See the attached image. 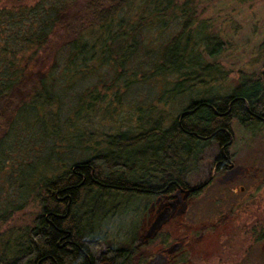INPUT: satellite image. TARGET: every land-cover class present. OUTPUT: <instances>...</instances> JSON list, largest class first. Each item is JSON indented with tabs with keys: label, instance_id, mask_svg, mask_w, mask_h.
Listing matches in <instances>:
<instances>
[{
	"label": "trees",
	"instance_id": "obj_1",
	"mask_svg": "<svg viewBox=\"0 0 264 264\" xmlns=\"http://www.w3.org/2000/svg\"><path fill=\"white\" fill-rule=\"evenodd\" d=\"M195 6L194 0H0V171L14 133L30 128L45 135L59 132V67L69 82L93 72L90 67L116 65L121 70L111 82L115 85L131 70L139 50L152 45L143 33L146 26L164 28L172 19L187 18L161 44L149 71L168 78L177 74L163 94L184 95L196 85L213 88L227 79L222 65L205 58L221 52V40L216 35L209 40L207 31L199 33L203 29L192 22ZM131 72V80H137L138 69ZM93 93L90 89L88 94ZM190 100L168 126L164 115L152 122L148 116L147 126L102 134L92 142L94 153L82 161L69 166L58 157L53 176L50 153L38 166L20 171L28 179L20 193L23 201H14L0 215V227L32 197L40 208L29 223L14 225L13 255L11 232H0V263L134 264L139 249L158 238L167 240L169 232L162 230L167 220L145 240L143 234L135 235L128 246L111 241L109 232L119 214L139 210L138 201H164L168 209L185 198L187 206L210 185L217 164V173L226 170L221 161L231 152V133L238 126L256 131L264 125L256 117L264 111V74L241 71L231 93ZM31 177L38 182L32 184ZM250 233L255 241L264 239V222Z\"/></svg>",
	"mask_w": 264,
	"mask_h": 264
},
{
	"label": "rangeland",
	"instance_id": "obj_2",
	"mask_svg": "<svg viewBox=\"0 0 264 264\" xmlns=\"http://www.w3.org/2000/svg\"><path fill=\"white\" fill-rule=\"evenodd\" d=\"M194 4L192 22L203 29L199 33L204 36L207 31L209 40L214 38L211 35L221 40V52L205 58L222 65L228 78L214 82L213 88L196 85L184 95L163 94L172 88L177 74L168 78L152 76L149 71L159 58L161 44L182 29L187 19L182 17L170 20L164 28L154 24L143 29L152 45L139 50L130 63L131 70L123 73L115 85L111 82L121 70L116 65L90 67L93 72L69 82L59 67L55 75L63 97L62 125L59 132L49 135L31 128L14 133L13 147L7 151L0 171V215L13 208L14 201H23L20 193L28 179L20 171L38 166L46 153L51 154L49 163L54 166L50 167L49 176H53L59 169L55 166L58 157L69 166L82 161L94 153L92 142L104 133L147 126L148 116L152 122L164 115L163 123L168 126L189 105L190 98L231 93L241 71L264 74V0H194ZM134 69L139 74L132 81ZM144 74L151 76L140 78ZM90 89L95 90L91 96ZM95 94L98 99L89 106L88 101ZM92 130L95 131L91 133ZM79 132L83 134L78 135ZM56 150L59 155H53ZM230 154L233 168L213 171L210 185L187 206L185 198L168 209L164 201H138L137 212L121 213L114 220L110 240L128 246L135 235L143 234L145 240L161 221L167 220L162 228L169 232L167 240L158 238L139 249L134 264H264V239L255 241L250 233L255 224L264 222V125L256 131L238 126ZM33 177L31 183L36 184L39 179ZM39 208L38 198L32 197L11 214L0 232L10 231L13 239L14 225L29 223ZM173 213L176 217L168 219Z\"/></svg>",
	"mask_w": 264,
	"mask_h": 264
},
{
	"label": "flooded vegetation",
	"instance_id": "obj_3",
	"mask_svg": "<svg viewBox=\"0 0 264 264\" xmlns=\"http://www.w3.org/2000/svg\"><path fill=\"white\" fill-rule=\"evenodd\" d=\"M232 104H233V102H229L228 107L231 108ZM248 109H250V108L248 107ZM187 110L190 111L189 108ZM256 117H257V119L264 121V111L262 113H260V115H256ZM232 163H233V165L231 166ZM221 164L223 165V167L226 168V170L229 169V168H233L234 162H233V159H232V156H231L230 153H228V154H226V156H224L223 160L221 161ZM12 233L14 235V228L12 230ZM10 239L12 240L11 253L13 255V253H14L13 252L14 251V237H13V239L10 237ZM0 264H2V263H0ZM12 264H14V259L12 261Z\"/></svg>",
	"mask_w": 264,
	"mask_h": 264
},
{
	"label": "water",
	"instance_id": "obj_4",
	"mask_svg": "<svg viewBox=\"0 0 264 264\" xmlns=\"http://www.w3.org/2000/svg\"><path fill=\"white\" fill-rule=\"evenodd\" d=\"M189 110H185L181 116H183L184 114L188 113ZM233 140H234V135L231 133V140L229 141V144L233 143ZM226 156V154H224ZM233 165V163L231 164V166ZM217 169H218V164L215 166V169H214V173L217 172Z\"/></svg>",
	"mask_w": 264,
	"mask_h": 264
}]
</instances>
